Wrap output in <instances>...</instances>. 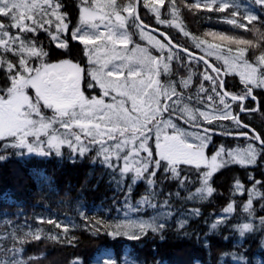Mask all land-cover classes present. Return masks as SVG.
<instances>
[{
	"label": "snow or ice",
	"instance_id": "snow-or-ice-1",
	"mask_svg": "<svg viewBox=\"0 0 264 264\" xmlns=\"http://www.w3.org/2000/svg\"><path fill=\"white\" fill-rule=\"evenodd\" d=\"M141 2L156 17L157 23L179 28L185 37L190 35L179 22L180 10L176 0H170L168 4L166 0H128L122 7L117 0H81L79 23L74 29L70 28L68 14L62 11L60 0H0V18H7V22L0 19V74H5L9 82L6 89H0V141H8L5 148L21 150L19 155H24L23 150L26 149L28 154L48 156L55 151L59 156L61 147L67 145L74 155L84 156L90 146H98L97 157L108 168L119 170L118 185L131 174L132 182L127 184L129 193L132 186L141 180H145L149 188H154L161 170L170 174L171 179L184 184L187 177L181 178L180 166H194L199 171L200 187L190 198L199 196L206 199L214 192L210 180L221 168L229 164L255 165L258 158H264V138L240 117V113L261 111L259 102L251 108L245 102L249 98L256 101L255 89H264V51L255 56L254 63L248 58L250 50L261 48L259 41H264V33L254 25L261 20L260 12L252 7L254 4L264 10V0H241L246 11L242 16L238 10L228 14L230 9L239 7L235 0L185 3L190 11L205 9L225 13L221 18L223 22L252 32L257 37L254 41L224 32L205 33V36L226 44L227 54L221 50L222 43H209L207 39L192 37L196 41L195 46L205 53L199 57L205 65L202 75L211 84L210 89L205 88L203 83L199 87L202 108L191 107V97L186 102L177 85H166L161 81L162 75L171 72L174 61L183 63L181 52L187 54L189 63L194 57L188 48L174 43L166 33H159L163 37L161 40L147 30L149 26L140 16ZM165 8H168L171 20L161 18ZM130 23L135 24L141 38H146L159 55H153L148 48L139 45L131 50L132 55L127 54L128 45L132 43ZM41 31L46 32L59 49H69L66 34H70L71 41L84 46V55L92 66L88 72L92 83L88 87L98 86L101 90L99 95H85L81 88L83 69L79 64L70 59L58 63L46 61L49 53L37 43ZM155 31L157 29H152V32ZM9 54L17 58L16 62L8 58ZM207 56L223 60L225 70L212 65ZM33 60L38 63L33 64ZM228 70L239 76L244 86L243 94L226 90L222 77L228 74ZM191 79V75L182 78L180 86L188 88ZM29 89L34 91V96L29 94ZM109 97L110 103L107 102ZM234 104L239 105V113L233 111ZM44 109L51 110L52 115L46 116ZM176 120H182L194 131L181 127ZM218 121H232L236 129L228 131L222 128L220 134L244 137L252 142L242 149L226 150L221 146L214 155L207 156L205 150L215 135L214 129L209 126ZM153 137L154 149L150 144ZM114 161H122V164ZM202 168L205 170L200 171ZM260 183L255 181L247 190L248 200L243 205V212L249 217L254 212L253 200L262 197L256 187ZM234 188L241 194L245 191L239 180ZM155 195V192H150L137 203L156 208L157 205L152 202ZM168 204L169 201L165 200L164 205ZM135 210L139 211L138 208ZM233 211L234 202L223 209L225 214ZM196 214H199L198 209ZM169 215L171 212L159 213V217ZM225 218L219 217L212 227L216 228ZM40 222L62 229L65 236L70 230L68 225L53 219L44 221L40 218ZM260 222L264 225V217H260ZM96 223L102 222L97 220ZM183 223L181 221V227ZM105 227L111 229L107 234L113 239L124 236L128 240H139L148 231H161L165 224L158 223L154 218L150 221L125 220ZM238 230L243 236L253 231L254 226L245 222L238 226ZM99 231L97 228L96 232ZM42 234L40 229L23 236L13 232L11 239L22 245L29 238L40 240ZM48 238L60 239L59 235ZM68 242L72 243V240ZM22 251L15 244L11 248H0V264H27L24 259L18 258ZM32 259L29 257V260ZM77 264H82V261Z\"/></svg>",
	"mask_w": 264,
	"mask_h": 264
},
{
	"label": "trees",
	"instance_id": "trees-1",
	"mask_svg": "<svg viewBox=\"0 0 264 264\" xmlns=\"http://www.w3.org/2000/svg\"><path fill=\"white\" fill-rule=\"evenodd\" d=\"M169 2L170 0H166V4ZM176 2L180 10L179 22H182L185 30L190 33L188 37H185L179 28L157 23L156 17L148 12L143 4H140L141 17L145 22L166 31L179 45L196 52L201 51L195 46L192 37L211 39V36H205V33L213 31L257 40L252 32L233 28L223 22L221 18L225 13L208 12L205 9L190 11L185 7V3L191 4L195 0ZM60 3L63 6L62 11L68 14L70 28H73L78 20L80 1L60 0ZM252 5L260 12L261 17L254 25L264 33V10ZM233 10H238L241 16L245 14L241 6L230 9L228 14ZM161 18L171 20L168 8L162 10ZM0 19L7 22V18ZM129 32L132 34V42L144 43L137 37L134 24H129ZM28 36L31 37V34ZM69 36L66 34L69 40L67 50L57 48L43 31L38 33L37 43L49 53L46 58L48 63L62 59L79 62L84 69L82 89L85 95H99L101 90L98 86L88 87L92 81L87 72L89 64L84 55V46L71 41ZM259 42L262 44L261 48L250 50V62L254 63L255 56L264 51V41ZM180 55L183 63L174 61L171 72L162 75L161 81L166 85H177V90L183 92L186 102L187 98L191 97L192 107H203L199 103L202 95L199 93V87L203 83L205 88H211L210 82L203 79L205 65L197 58H193L189 63L187 54L181 52ZM8 58L13 62L17 60L11 54ZM209 59L218 67H222V63L216 58ZM32 63L38 62L33 60ZM189 75L192 78L189 87H181V79ZM224 81L227 91L243 94L244 86L236 74H227ZM8 84L6 75L0 74V89H6ZM254 94L257 100L249 98L245 104L251 108L259 102L261 111L252 114L240 113V117L264 138V89H255ZM233 111L239 112L238 104L233 105ZM43 112L46 116L52 114L48 109ZM209 127L215 131L206 149L209 154L221 146L229 150L244 146L247 142L244 137L220 134L222 128L236 131L232 121L214 122ZM6 143L8 141H0V157H3L0 159V248H11L14 244L22 248L18 258L24 259L27 264H77L79 261H82V264H95L96 256L106 249L112 251L119 264L123 263L125 257L133 261V264H264V225L260 222V217H264V158H258L255 165L229 164L221 168L210 180L213 194L206 199H200L190 198L200 187L199 171L194 166H180L181 178L187 177L184 184L171 179L170 174L161 170L156 177L157 184L154 188H149L147 182L141 180L132 186L129 193L127 184L132 182L131 174L118 185L119 170L108 168L102 159L97 157L96 146H90L84 156L74 155L67 145L61 147L59 156L55 151L50 152L48 156H41L28 154L25 150L24 155H19L21 150L5 148ZM114 163L122 164V161ZM204 170L202 168L200 171ZM249 177L253 179L250 180ZM237 180L244 186L243 194L234 188ZM255 181L261 182L256 187L262 197L253 200L254 212L249 217L243 212V205L248 200L247 190L252 188ZM150 192L156 193L152 202L157 207L140 206L137 203L139 199ZM165 200L169 201L166 206ZM233 202L234 211L223 216V209ZM129 206L139 209L134 210L136 215L149 216L159 209L171 212V215L162 222L165 227L161 231H148L139 240H128L124 236L113 239L107 234L111 229L105 226H114ZM219 217L226 218L223 223L213 228L212 224L216 223ZM40 218L44 221L53 219L62 225H68L70 230L67 236L62 229L46 222L41 223ZM97 220L102 223L97 224ZM181 221L184 222L183 227ZM245 222L252 223L254 230L241 236L238 226ZM97 228L100 229L98 233ZM37 229L43 233L40 240L29 238L21 245L11 239L13 232L17 236H23ZM50 235H59L60 239H49ZM69 240H72V243H69ZM29 257L34 259L29 260Z\"/></svg>",
	"mask_w": 264,
	"mask_h": 264
},
{
	"label": "rangeland",
	"instance_id": "rangeland-1",
	"mask_svg": "<svg viewBox=\"0 0 264 264\" xmlns=\"http://www.w3.org/2000/svg\"><path fill=\"white\" fill-rule=\"evenodd\" d=\"M80 2H81V0H79ZM128 2V0H117V4L119 5V6H123L125 3H127ZM142 3V2H141ZM235 3L237 4V5H239V6H241L242 7V9L244 10V12H245V14H246V11H245V5H243V4H241V0H235ZM252 7L254 8V6L252 5ZM255 9V8H254ZM122 14H124V15H127L126 13H122ZM79 15H80V12H79ZM171 19H172V17H171ZM78 23H79V17H78V20H77V22H76V25L74 26V28L78 25ZM174 23H176V21L174 22ZM134 26H135V24H134ZM73 28V29H74ZM135 28H136V30H137V33H138V36H139V38L140 39H142L141 38V36H140V33H139V30L137 29V27L135 26ZM150 32V31H149ZM152 35H155L154 33H152V32H150ZM156 36V38L157 39H161V40H163L161 37H159V36H157V35H155ZM70 37V36H69ZM200 39H206V38H200ZM143 41H144V44H141V43H133V44H129L128 45V50H127V54L128 55H132V49L133 48H135L137 45H139L140 47H146V48H148L151 52H152V54L153 55H157L156 53H158L159 54V52L155 49V48H153L149 43H148V41H147V39L146 38H144V39H142ZM208 40V42L209 43H222V42H219V41H216L213 37H211V39H207ZM195 43H196V41H195ZM227 45L226 44H223L222 43V48H221V50L222 51H224L225 52V54H227ZM233 48H235V46L233 45L232 46ZM202 53H204V51L202 50V48H198ZM122 54H124L123 53V51H122ZM205 54V53H204ZM211 57H214V58H216L215 56H211ZM64 60V59H63ZM59 61H61V60H57V61H54V62H50V63H58ZM87 61H88V58H87ZM221 63H222V66H223V68H224V70H225V65H224V63H223V60H219ZM73 63H76L75 61H72ZM77 64H79V63H77ZM80 65V64H79ZM80 67L83 69V67H82V65H80ZM91 67L92 66H89L87 69V72H89L90 70H91ZM228 73H233L231 70H228ZM238 76V75H237ZM239 77V76H238ZM187 78V77H186ZM185 78V79H186ZM82 88V87H81ZM83 90V89H82ZM29 94L30 95H33L34 96V91L33 90H31V89H29ZM107 102H111V98H109L108 100H107ZM192 107V106H191ZM194 108V107H193ZM202 108V107H201ZM52 114H49V117L51 116ZM165 118H167V114H165ZM174 119H175V117H174ZM177 122V121H176ZM181 127H185L187 130H189V131H194V129H192V128H190V127H188V125H185L184 123H183V121L182 120H180L179 122H177ZM58 127V126H57ZM61 131H63V130H61ZM249 143V141L248 142H246L245 143V145L244 146H242V147H240V148H235V149H242V148H244V147H246L247 146V144ZM150 144L152 145V147L154 148L155 147V140H154V137H153V139L150 141ZM98 148V146H96V149ZM25 151H26V153H27V150L25 149ZM205 152H206V155L207 156H209V157H211L212 155H214L215 154V152H213V153H210L209 154V152H207L206 150H205ZM196 192V191H195ZM194 192V193H195ZM196 197H199V196H196ZM142 198H140L139 199V201L141 200ZM135 207V206H134ZM134 210H135V208H133V207H128L127 208V210L126 211H124V213H123V215H122V218H120L116 223H115V225L117 224V223H120V222H122V221H125V220H152V219H154V218H156L157 219V222L158 223H162V222H164L165 220H166V217H159V213H161V212H167L166 210H164V209H159V210H156V211H154L151 215H149V216H143V215H136V214H134ZM225 214V213H224ZM225 215H227V214H225ZM97 258L95 259V264H116V259H115V257L113 256V253H112V251L110 250V249H106V250H103L101 253H99L98 254V256H96ZM122 264H133V261H131L129 258H127V257H125L124 259H123V263Z\"/></svg>",
	"mask_w": 264,
	"mask_h": 264
},
{
	"label": "water",
	"instance_id": "water-1",
	"mask_svg": "<svg viewBox=\"0 0 264 264\" xmlns=\"http://www.w3.org/2000/svg\"><path fill=\"white\" fill-rule=\"evenodd\" d=\"M147 24V23H146ZM148 26H149V28H148V30H151L152 31V29H157V31H155V33H157L158 35H159V33L160 32H164V33H166L165 31H163L162 29H160V28H158V27H155V26H153V25H150V24H147ZM167 34V33H166ZM168 35V34H167ZM169 36V35H168ZM174 42V41H173ZM175 43V42H174ZM177 44V43H176ZM183 47V46H182ZM191 51V53L193 54V57H196V58H199L200 56H204L203 54H200V53H197V52H194V51H192V50H190ZM206 59H208L207 57H206ZM209 60V59H208ZM209 62L212 64V65H214V66H216L212 61H210L209 60ZM217 67V66H216ZM223 79H225V76H223L222 77Z\"/></svg>",
	"mask_w": 264,
	"mask_h": 264
}]
</instances>
